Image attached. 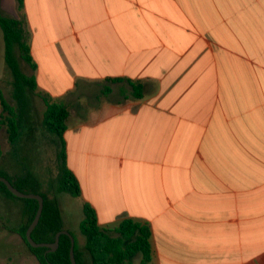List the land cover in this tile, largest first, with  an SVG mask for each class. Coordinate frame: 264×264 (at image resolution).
I'll list each match as a JSON object with an SVG mask.
<instances>
[{
	"label": "crops",
	"instance_id": "crops-1",
	"mask_svg": "<svg viewBox=\"0 0 264 264\" xmlns=\"http://www.w3.org/2000/svg\"><path fill=\"white\" fill-rule=\"evenodd\" d=\"M0 8L24 19L37 92L69 109L68 165L102 228L148 224L149 264H264V0ZM33 106L13 148L52 153L43 170L56 185L60 144ZM11 152L0 170L15 176ZM16 255L0 252V264H39Z\"/></svg>",
	"mask_w": 264,
	"mask_h": 264
},
{
	"label": "trees",
	"instance_id": "trees-1",
	"mask_svg": "<svg viewBox=\"0 0 264 264\" xmlns=\"http://www.w3.org/2000/svg\"><path fill=\"white\" fill-rule=\"evenodd\" d=\"M16 2L18 11L22 13L25 9V0H16ZM0 27L4 34L5 61L13 75L14 97L17 103L16 107L11 105L0 90L2 107L0 129L5 126L8 141L15 147L21 133L22 110L27 105L28 94H37L46 105L43 125L57 137L60 144V173L57 181V192L79 198L82 196L81 185L74 172L69 168L67 159L65 132L67 130L66 121L70 114L69 109L65 103L37 92L38 84L34 74L37 70V63L32 56L24 19L5 16L0 8ZM20 60L30 67L31 75L23 72ZM129 82L134 88V96L140 98L142 85ZM1 159L2 150L0 147V161ZM0 175L6 177L17 189L23 192L41 194L44 197V210L39 224L32 233V237L37 243H55L57 234L63 230H68L75 238V256L78 264H135V259L138 256L141 257V264L151 262V229L148 224L127 218L122 220L114 229L102 228L99 225L95 208L90 203L85 202L82 206L84 217L80 229L86 238V242L84 247L80 248L75 235L66 226L60 200L56 195L49 197L34 188L28 192L26 189L30 182L34 184L36 182L32 181L29 175L23 177L10 176L2 170H0ZM0 196L23 202V219L15 231L22 237L28 251L36 257L39 264H72L70 257L72 243L68 235L62 234L58 249L49 253H47L48 248H34L28 242L26 233L37 214L39 208L37 200L16 197L3 182H0Z\"/></svg>",
	"mask_w": 264,
	"mask_h": 264
},
{
	"label": "rangeland",
	"instance_id": "rangeland-1",
	"mask_svg": "<svg viewBox=\"0 0 264 264\" xmlns=\"http://www.w3.org/2000/svg\"><path fill=\"white\" fill-rule=\"evenodd\" d=\"M20 65L24 73L31 75L32 70L30 67L20 60ZM14 79L11 70L5 61V41L4 34L0 27V90L3 92L7 101L16 107V99L14 97ZM34 105L37 114V121L40 123L44 118V109L46 105L43 100L37 96V94H28L27 106ZM46 110V109H45ZM22 125L26 132L29 131L30 125H28L26 120V112L22 113ZM2 131V152L3 158L6 159L10 155L9 151L12 150L11 156L16 164L15 174L18 176L29 175L32 181H36L35 184L30 182L26 190L31 192L34 188L40 190L45 195L50 194H61L57 192L58 182L55 183L49 181L48 172L43 170L46 159L52 157V153L47 157L45 151L41 147L24 149V148H13L10 142H5L3 139V134L7 133L5 126L1 127ZM8 139V137H7ZM52 196V195H51ZM61 207L64 213L67 228L75 235L76 240L80 248H83L86 242V238L83 235L80 224L83 220V209L82 203L79 198L72 197L65 194L60 197ZM22 207L23 202L21 200H12L0 196V252H11L15 254L18 253H29L26 244L24 243L22 237L16 233L20 221L22 218ZM13 232V233H12ZM5 237H7V243H5ZM18 262V263H17ZM15 261V263H21L20 260ZM24 263V261H22Z\"/></svg>",
	"mask_w": 264,
	"mask_h": 264
},
{
	"label": "water",
	"instance_id": "water-1",
	"mask_svg": "<svg viewBox=\"0 0 264 264\" xmlns=\"http://www.w3.org/2000/svg\"><path fill=\"white\" fill-rule=\"evenodd\" d=\"M0 182H3L8 190L15 195L18 198L21 199H35L39 202V208L37 211V214L33 220V222L31 223V225L29 226L28 230H27V240L28 242L31 244L32 247L34 248H42V247H46L49 250L47 251V253L49 252H53L56 251L59 247V243H60V237L62 234L68 235L71 239V251H70V257H71V261L72 264H78L77 260H76V256H75V238L74 236L68 231V230H63L61 232H59L56 236V241L55 243H37L33 237H32V233L35 230V228L37 227V225L40 222L43 210H44V202L45 199L41 194H36V193H26L23 192L19 189H17L6 177L1 176L0 175Z\"/></svg>",
	"mask_w": 264,
	"mask_h": 264
}]
</instances>
